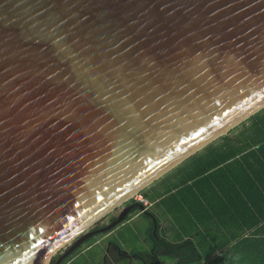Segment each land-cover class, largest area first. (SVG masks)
Returning <instances> with one entry per match:
<instances>
[{
    "label": "water",
    "instance_id": "water-1",
    "mask_svg": "<svg viewBox=\"0 0 264 264\" xmlns=\"http://www.w3.org/2000/svg\"><path fill=\"white\" fill-rule=\"evenodd\" d=\"M263 109L264 0H0V264L155 221L90 229Z\"/></svg>",
    "mask_w": 264,
    "mask_h": 264
},
{
    "label": "trees",
    "instance_id": "trees-1",
    "mask_svg": "<svg viewBox=\"0 0 264 264\" xmlns=\"http://www.w3.org/2000/svg\"><path fill=\"white\" fill-rule=\"evenodd\" d=\"M150 186L139 194L155 221L142 214L135 231L129 223L117 230L116 244L138 253L143 238L170 264H264V109ZM96 258L94 251L72 264Z\"/></svg>",
    "mask_w": 264,
    "mask_h": 264
},
{
    "label": "flooded vegetation",
    "instance_id": "flooded-vegetation-1",
    "mask_svg": "<svg viewBox=\"0 0 264 264\" xmlns=\"http://www.w3.org/2000/svg\"><path fill=\"white\" fill-rule=\"evenodd\" d=\"M131 204H133V203L124 204L123 209L128 207V206H130ZM146 210L153 212L150 207H146ZM132 214H134V216L130 217ZM142 214L143 213H141V211L137 207H134L128 212L126 218L120 224H118L117 226L111 228L110 230H108V231H106L104 233L97 234V235H95V236H93L91 238L95 239L97 236L110 237L111 234H112V236L113 235H117L116 234L117 230H119L122 226H124V225H126V224H128V223H130V222H132L134 220L143 223L142 220H141V215ZM134 217H136L137 219L136 218L132 219ZM116 218L117 217H112V218L108 219V223L107 224L94 226V228L91 229V230H96V229H100L102 227H105V226L109 225L110 223H112ZM87 241L80 248L77 249L78 250V254L73 256L74 255L73 254L74 252H73L70 256H68L65 259L66 260L65 264H72V262H74L76 260V256L78 258L79 253H82L83 255H85L86 254L85 252H89V251L91 252V250L94 251L93 249L96 248V247H102L99 244L98 240L93 241L91 244H89V242H87ZM144 241H146V240H144ZM106 244H108V245L105 247V250H103L102 256L97 259V261H98L97 263L98 264H119V263H121L120 261H122L124 264H160V262H161L160 259L163 256V255L161 256V251L162 250L160 248L152 250V249H150L148 243L143 244V245L140 243L142 245L143 249L139 250L140 252H138V253H132V252H128V251H127L128 253H126V251L121 249V247L115 245V249L118 252L117 254H115L112 250L109 249V247L111 246V242H109V240H108V242ZM146 246H147V248H145ZM82 248H84V249L82 250ZM123 259L126 260V261H123Z\"/></svg>",
    "mask_w": 264,
    "mask_h": 264
},
{
    "label": "rangeland",
    "instance_id": "rangeland-1",
    "mask_svg": "<svg viewBox=\"0 0 264 264\" xmlns=\"http://www.w3.org/2000/svg\"><path fill=\"white\" fill-rule=\"evenodd\" d=\"M161 179V178H160ZM157 181H159V180H157ZM149 187H151V186H149ZM156 187V186H155ZM162 187V186H161ZM157 188V190H159V186L158 187H156ZM140 199H142L141 198V195L140 194H137V195H135L133 198H132V200H135L136 202H141L140 201ZM144 199V198H143ZM146 207H150L151 208V210L152 211H154L155 212V208L153 207V204H151L149 201H147V203H146V205H145ZM123 207H124V205H122V206H119L118 208H116L114 211H112L109 215H107L106 217H104L101 221H99L95 226H99V225H103V224H107L108 223V219H110V218H112V217H117L118 215H119V213L122 211V209H123ZM134 216V214H132L130 217H133ZM136 217H134V218H132V219H135ZM137 219V218H136ZM136 221L134 220V221H132V222H130L127 226L128 227H130L133 231H135V228H136ZM162 223L163 224H165V220L162 218ZM126 226V227H127ZM92 228H94V227H92ZM92 228H90V229H92ZM118 238V234L115 236H112V237H105V236H97L95 239H93V241H96V240H98L99 241V244L102 246V247H100L99 249H102L103 248V245L104 244H106V240H109V242H114V243H116L115 242V239H117ZM140 243L143 245V244H146L147 242L146 241H144L142 238H140ZM123 250H126V251H128V252H132L130 249H128V247H126V246H123V245H121L120 246ZM84 248H82V250H83ZM143 248L141 247V249H139V250H142ZM95 250V249H94ZM63 251V250H62ZM96 251V250H95ZM60 253H62V252H60ZM93 253V252H92ZM161 254L163 255H161L162 257H161V262H162V264H170L171 262H170V260H169V258L167 257V256H165L164 254V252L163 251H161ZM59 255V254H58ZM91 255V252L90 253H86L85 255H83V256H81V259L82 258H89V256ZM119 264H121V263H119Z\"/></svg>",
    "mask_w": 264,
    "mask_h": 264
},
{
    "label": "crops",
    "instance_id": "crops-1",
    "mask_svg": "<svg viewBox=\"0 0 264 264\" xmlns=\"http://www.w3.org/2000/svg\"><path fill=\"white\" fill-rule=\"evenodd\" d=\"M165 220V219H164ZM168 224V220H165V224H163L162 223V219H161V227L163 228V230L164 231H166V229H167V225ZM112 236V234L110 235V237ZM114 236V235H113ZM116 236V235H115ZM99 242V241H98ZM108 242V240H106V243ZM108 244H104L103 245V248L102 249H99L100 247H96V248H94L95 250H96V252H98L99 254H100V257L102 256V254H103V250H105V247L107 246ZM115 245L116 246H119L118 244H116V243H114L113 241L111 242V246L109 247V249L110 250H112L115 254H117L118 252L116 251V249H115ZM120 247V246H119ZM145 248H147V246L145 247ZM93 249V250H94ZM122 249V248H121ZM94 250V251H95ZM93 251V252H94ZM124 251H126V250H124ZM85 253H87V252H85ZM89 253V252H88ZM126 253H128L127 251H126ZM162 255V254H161ZM166 255V254H165ZM81 256H83V254L82 253H79V255H78V258L79 257H81ZM89 257H92V253H91V255L89 256ZM76 259H77V256H76ZM97 259L98 258H96L95 260H96V262L95 263H93V264H98L97 262ZM161 260V259H160ZM123 261H126V260H124L123 259ZM122 264H124L122 261H120ZM83 264H92L91 262H89V263H83ZM160 264H162V262H160Z\"/></svg>",
    "mask_w": 264,
    "mask_h": 264
},
{
    "label": "built area",
    "instance_id": "built-area-1",
    "mask_svg": "<svg viewBox=\"0 0 264 264\" xmlns=\"http://www.w3.org/2000/svg\"><path fill=\"white\" fill-rule=\"evenodd\" d=\"M141 198H142V199H140V201H141L140 203H143L144 205H146V203H147V200L143 199V197H142V196H141Z\"/></svg>",
    "mask_w": 264,
    "mask_h": 264
},
{
    "label": "bare ground",
    "instance_id": "bare-ground-1",
    "mask_svg": "<svg viewBox=\"0 0 264 264\" xmlns=\"http://www.w3.org/2000/svg\"><path fill=\"white\" fill-rule=\"evenodd\" d=\"M220 138V137H219ZM217 140V139H216ZM213 143V142H212ZM200 152V151H199Z\"/></svg>",
    "mask_w": 264,
    "mask_h": 264
}]
</instances>
